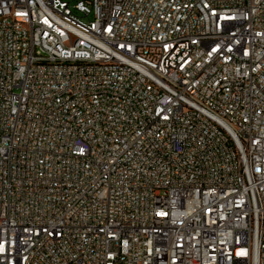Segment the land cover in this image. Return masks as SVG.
<instances>
[{
	"label": "built area",
	"instance_id": "obj_1",
	"mask_svg": "<svg viewBox=\"0 0 264 264\" xmlns=\"http://www.w3.org/2000/svg\"><path fill=\"white\" fill-rule=\"evenodd\" d=\"M0 264H264V0H0Z\"/></svg>",
	"mask_w": 264,
	"mask_h": 264
}]
</instances>
